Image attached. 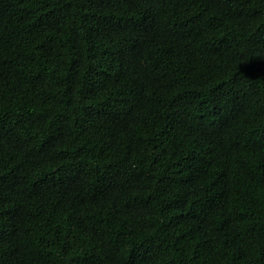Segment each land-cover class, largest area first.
<instances>
[{
    "label": "trees",
    "instance_id": "obj_1",
    "mask_svg": "<svg viewBox=\"0 0 264 264\" xmlns=\"http://www.w3.org/2000/svg\"><path fill=\"white\" fill-rule=\"evenodd\" d=\"M0 264H264V0H0Z\"/></svg>",
    "mask_w": 264,
    "mask_h": 264
}]
</instances>
